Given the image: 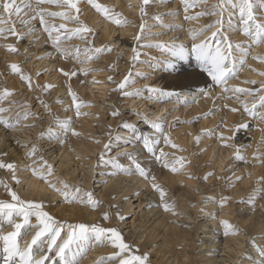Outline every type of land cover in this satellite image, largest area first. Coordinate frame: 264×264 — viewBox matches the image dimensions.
Returning <instances> with one entry per match:
<instances>
[{
  "label": "snow or ice",
  "instance_id": "obj_1",
  "mask_svg": "<svg viewBox=\"0 0 264 264\" xmlns=\"http://www.w3.org/2000/svg\"><path fill=\"white\" fill-rule=\"evenodd\" d=\"M81 0H35V5L32 0H3L0 5V39H7L9 36L15 37L16 43H9L3 45L6 53L9 55H19L20 49L19 43L25 38L33 37L34 39L29 41V47L39 40L37 32H43L47 34V40L45 43L50 44L52 48L58 53L59 58L63 60H73L80 65H84L93 59H99V57L105 53H111L114 50V41L101 44L99 47L95 46L94 38L98 35L95 27H90L86 22L80 19L82 15V9L79 7ZM87 4L95 10L104 20L116 25L117 27H125L131 24L127 18L123 17L121 13L114 11L108 6H104L97 2V0H86ZM157 0H139L136 5L129 4V7H136L139 10L140 24L139 31L133 36L132 55L130 57V63L127 74L123 76L118 82L114 80L113 75L107 76L108 83H114L115 87L110 89V92H116L119 96L126 99H143L156 103L165 102V97H171L174 93L166 92L165 90L157 87H152L145 84L141 88H136V77L141 79H148L147 73L133 72L134 67L140 61L141 51L144 48H156L162 53L166 52L169 56L185 59L186 56L191 55L197 61V64L203 73H206L210 78L211 83L209 89L220 88V92L215 97L210 95L209 91L201 90V95L213 99L214 105L218 100L229 101L235 99L242 107V113L247 115L252 120L256 121V129L261 133V139L258 142L257 148L253 151L252 158L247 159L244 153L250 145H237L235 144V138L240 130H248L250 124L247 121L237 122L229 129L231 135H225L221 128H227V121L221 119L215 128L201 129L200 133L193 134L191 132L188 135L193 137L194 146L198 147L201 138L204 136L215 137L221 147L235 149L232 158L235 161L243 162L245 164H253L254 161H258L260 164H264V111L258 109H264V82H258L256 80H246L245 84L256 85L260 84L259 88L252 87H229L228 82L232 79L238 78V73L247 65V58L251 53L253 46L264 44V22H261L255 15V0H216L211 6H207V0H180L183 5L184 20L193 21L199 20L201 17H215L210 20L209 23L198 29H189L188 35L193 41L191 48L188 49L184 44H176L175 41L163 42V43H142L148 37L163 35V33H153L148 31L150 27L156 25H148L145 18L148 16L147 8L156 3ZM160 3H165L166 0H159ZM54 5L61 11H49L43 5ZM201 4H204L200 11L194 14H189L190 10L197 8ZM261 8H264V0H261ZM23 12V16L21 13ZM29 13L34 15L29 16ZM5 14L7 19H5ZM165 15H176V13L168 12ZM16 16L19 19L21 25L27 28V31L18 30L15 26L16 22L12 20V17ZM28 17V18H25ZM59 18L63 21L60 24H56L54 21ZM153 20L160 22V27H169L170 30H175L181 26L164 25L162 23V16L155 15L151 17ZM237 19V25H234L233 20ZM38 20L39 27H30L34 22ZM75 24L77 27L69 28L68 24ZM11 24V27H4V25ZM214 29V30H213ZM239 31L245 40L233 43L230 39L229 32ZM206 32L210 35L204 36ZM204 36V39H200ZM79 39L84 41L85 47L83 49L77 47L74 51L70 47H64L65 41L72 39ZM198 41V42H197ZM85 54L84 59H80V54ZM27 53V48H25ZM147 55V53H143ZM45 58H52V53H48L47 57L37 56V60ZM28 57L25 56V63ZM154 59V58H153ZM252 59L258 60L260 63H264V56L256 57ZM250 67V66H249ZM11 74L19 77L20 81L27 86L29 90H38L41 95L49 93L57 86L52 83H44L43 85L36 84L35 79L39 78L43 73L37 71L33 74H26L23 67L18 63H9L7 65ZM110 72L115 71L116 66L109 64L107 66ZM153 70L154 66H153ZM47 71V70H45ZM53 71L59 72L66 78L67 94L71 98V105L69 109L65 111L74 110V116L76 119L90 115L88 112H82L81 109L86 107H92L90 102L81 100L76 92L73 91L71 81L73 77L79 75L87 76L91 72H96L98 69L85 68L81 66L75 70H65L64 68H54ZM251 71L257 72L255 68H251ZM257 74L264 77V71H259ZM105 81L96 80L93 77L91 83L101 84ZM81 84L85 81H80ZM15 89H9L6 86L0 90V105L5 101L9 102V105L18 103L17 101H11L9 98L15 93ZM22 94V92L20 93ZM251 97V106H249L248 100H242L241 97ZM38 103L43 107L44 112L52 117V122L56 123L63 132V137L56 136L51 127L47 130V136L49 141L56 140L60 146H63L66 142L67 136L71 133L72 136L77 138L83 137V133L77 131L72 125L74 123L73 118L69 117L64 120H58L52 113V110L47 102L40 96L37 98ZM61 101H57L60 103ZM184 100L181 103H188ZM24 111L17 112L14 118L6 117L3 114L11 112V107L0 106V126H3L6 130L17 129L21 120H42V116L39 113L32 112L31 106L26 102L21 105ZM113 110L109 113L111 117L121 118L122 114L118 108L114 105ZM241 107H231L229 103H224L218 108L209 110L204 113V118L211 115H215L217 111L223 115V110L227 109L232 113L241 111ZM134 114L141 119L143 124L152 129L155 135H147L138 132L136 126L127 121H122L120 127L128 130V135L121 136L114 134V130L111 125H107V131L104 133L107 136V142L103 143L99 149L95 163L91 166V170L95 175L97 168L107 167L108 172L105 173L106 179L102 181L104 186H108V179L116 181L112 185L111 197L113 203L106 204L104 200L95 195L93 190L82 189L79 185H71L62 179L53 180L52 177L56 175L55 161L49 162L48 159L40 153V150L35 144H21L19 140L16 141V145L20 148L26 149L24 153L25 159L31 160V164H25L23 169H20L16 162H4L0 160V169H5L11 173V178L14 183L19 184L20 180L17 177V172L25 171L31 172V175L37 180L43 181L47 187L55 191L58 195H61L64 202L68 204H80L84 207L91 209L97 213L99 222H80V223H64L55 220L47 211L44 210L43 201L23 200L13 191L8 184H4L5 191L10 197V200H0V216L6 218L7 224L10 228L9 231L3 232L0 230V251H2L3 264H80V259L87 254V252L93 247H109L111 252L106 257H100L96 264H151L149 254L144 252L140 255L131 254V244L126 241L123 234V229L120 226L125 223L130 213L121 207L124 202L129 201L128 195H120L118 189L127 185H131L134 179L142 181L146 187L151 188L155 193L159 194L160 204L164 212L171 215H179L175 211V204L167 199V193L164 187L158 183L156 175L150 173L147 170L139 156L143 153H147L162 169H166L172 174H183L188 179H203L205 182L214 175L213 172H207L202 178L196 177L192 174L190 169L192 167V156L199 158V153L193 152L189 155H177V153H186L187 149L181 147L176 143L172 136L171 130L180 123H192V121H180L178 117L172 121H167L166 115L157 116L154 119H150L148 113H142L134 110ZM98 118V115H97ZM168 125V131H165V124ZM36 123L25 124V128L36 127ZM46 133L42 131L37 139H43ZM89 139L95 144H101V140L97 137L89 135ZM163 144L165 147H169L175 151L166 152L164 147H159ZM141 145V149L138 152L136 146ZM132 146V151L119 150L115 151V155L111 153L114 149L126 148ZM55 149H53L54 151ZM206 149H200V152H204ZM0 155L6 156V152H0ZM121 157L126 158L128 163L125 165L121 163ZM77 160H81L80 156L76 157ZM254 166V164H253ZM222 177H217L221 179ZM223 179L232 182L231 177H223ZM242 176H235V181L242 180ZM258 185L247 196L246 201L241 199L236 201L237 203H247L248 207L255 210L256 201L264 197V176L259 177L256 180ZM133 195L137 198L140 197L141 191L136 188L133 191ZM232 197L221 194L217 200L215 197H202L201 204H213L217 205L220 209H223L232 201ZM134 207V205H133ZM151 207V205H148ZM201 212L204 208L200 209ZM209 216L215 220L217 219L214 213H209ZM35 218V223L32 219ZM220 225L223 227V235L237 236L240 235V229L230 223L226 219L219 220ZM30 229H35L34 234L30 240H25L23 247L21 241L24 240L25 235ZM254 243V241H253ZM256 251L258 252L261 260L259 264H264V247L256 245ZM54 253V255H51Z\"/></svg>",
  "mask_w": 264,
  "mask_h": 264
},
{
  "label": "rangeland",
  "instance_id": "obj_2",
  "mask_svg": "<svg viewBox=\"0 0 264 264\" xmlns=\"http://www.w3.org/2000/svg\"><path fill=\"white\" fill-rule=\"evenodd\" d=\"M17 2H19V0H17ZM25 2H28V0H25ZM97 2L104 5V6H108V7L112 8L114 11L121 13L123 17H125L129 21H131L132 23L129 24L128 26L132 28L133 32H131L130 34H126V33L121 34L119 31L123 27H117L116 25L107 21V23H109V25H111L112 28L115 30H114V32L111 33L110 37L103 39V37H102L103 26L102 25H103V22L106 20H104L103 17H101L98 13H96L95 10L92 9L87 4L86 0H81V2L79 4V7L82 9V15L80 16V19L82 21L86 22L90 27L94 26L96 31L98 32V35L94 38L95 46L99 47L101 44H105V43H109V42L114 41L115 42L114 43V50L111 53H105V54L101 55L99 57V59H93L92 61L87 62L84 65H80L79 63H76L73 60H68L71 67L69 68V66H68V68L65 70H70V69L75 70V69H79L81 66H83L85 68L98 69V71L91 72L87 76H84L81 74L78 77H73L71 81H68V83H71L73 91L76 92V94L78 95V97L81 100H83L85 102H90L93 105L92 107H86V108L81 109L82 112L92 113V112H95V110H96L97 112L100 113L99 115L102 118L101 119V123H102L101 126L103 127V129L100 127L94 128V130H96L95 134H98L99 139H102L105 136L104 133L107 131V125H110V122L113 123L115 120L117 121V122L115 121L116 126H119L122 121H127L131 124H134L136 126L138 132H140V133L146 134L149 132H153L152 129H150L147 125L143 124V122L141 121L140 118L137 117V119L133 122L130 120L132 119V115L134 114V110L140 111L142 113H145L147 111L146 113H148L149 118L154 119L155 117H157V115H155V112H156L155 107L157 104L159 105L160 103H156V102L149 101V100H143V99H139V100L133 99L136 101L138 100V102H137V104H134L132 106L130 104L125 103L126 98L119 96L116 92H110V90H109L107 95L103 96V95H101L100 90L97 88L99 85H97V87H95L94 84H91L90 78H89V76L91 74H96V75H98V77H105V80L107 82V76L113 75L114 80L118 82L119 80H121L123 78V76L125 74H127L128 68H129V63H130V57L132 55L131 49H132V46L134 43L132 38L137 33V31H139V24H140V15H139L138 8H136V7L130 8L129 4L136 5L139 2V0H118L117 1L118 4L114 3L110 0H97ZM174 2L176 3V5L174 6L175 9H173V6H172V3H174ZM215 2H216V0H207V6H211ZM257 2L261 3V0H257ZM2 3H3V0H0V5H2ZM32 3L35 5V0H32ZM43 7L47 8L49 11H57L58 12V11L62 10V9H60L54 5L50 6V5L45 4V6L43 5ZM203 7H205V5L201 4L197 8L190 10L189 14H194L195 12L200 11ZM263 9L264 8L255 12V15L257 14L256 16L259 15L258 17H259V20L261 22H264V19L261 17L262 15L264 16V10ZM147 12H148V16L145 18L146 23L148 25H156L155 27H150L148 29V31L153 32V33H163V35L148 37L142 43H163V42H171L174 40L176 44H184L187 48L191 47L190 45L193 42L188 35L189 29H193V30L198 29V28L204 26L205 24L209 23L210 20L215 19V17H211V18L210 17H201L199 20L185 21L184 20L183 5L180 3V0H166L165 3H160L159 0H157L156 3L151 5V7L147 8ZM168 12L176 13V15H165V13H168ZM23 15L24 14L22 12L21 16H23ZM31 15H34V13H29V16H31ZM155 15H161L162 16V23L166 26L171 25V26H181V27H178L175 30H170L169 27H160L159 26L160 22H157L151 18ZM25 18H28V17H25ZM5 19H7L6 14H5ZM12 20L16 22L15 26L17 27L18 30L27 31V28L20 24L19 19L16 16H13ZM50 22H54L58 25V24L62 23L63 21H61L59 18H56L54 21H50ZM233 23H234V25H237V19L236 18H234ZM29 26L30 27L34 26V27L38 28L39 27L38 20L36 22H34L33 25H29ZM4 27H6V28L11 27V24L4 25ZM68 27L69 28L77 27V25L70 23V24H68ZM233 34H234V32H231V31L229 32L230 39L233 43L243 41V39H239V38H237V36H234ZM237 34L239 35V37L242 35L240 32ZM36 35L39 36V40H37L35 43H33L30 47H29V41L34 39L33 37L25 38L22 42L19 43V45H18V47L20 49L19 55H9L6 53L5 49L2 47L3 45L9 44V43L15 44L16 43L15 37L9 36L7 39H0V54L2 53V55H6L8 57V59H7L8 61H6V62H8V63L15 62V63L20 64L23 67L26 74H33L34 75L37 71H41L43 74L39 78L35 79L36 84L43 85L46 82H48V83L50 82L52 84L59 85L63 90L61 91L60 94L58 93L57 96L49 99V97L52 96L51 94L44 93L41 95V93L38 90H36V91L29 90L27 88V86L24 85L23 82H21V81H20L21 86L19 85V86L10 87L8 85L9 82L7 81V79L5 78L3 80V77H2L3 72H6L5 73L6 77H8V75H10V73L8 72L9 69L6 66L0 68V83H2V85L0 84V90H2L5 86L9 89H15L16 90L15 93L9 98V100L18 102L16 104L9 105V102L5 101L2 105H0V106L4 105L3 107H6V108L11 107V109H12L11 112H6L3 115L6 117L14 118L16 116L17 112L22 113L24 111V109H23V107H21V105H23L26 102L27 104H29L31 106L30 110L32 112L39 113L43 117L42 120H36V121L33 119L21 120L20 123H22V124H20L18 126V128L15 129L14 132H12L11 130H6L3 128V126H0V127H2L1 131L4 132V135H5L4 138L6 140L4 142V145L0 148V150H1L0 152H6L7 151L6 152L7 155L6 156L0 155V158L1 159H7V157L10 155V153L13 151V148L15 147L16 149L17 148L18 149L14 153H16L18 155L22 154V157H21L22 161L25 160L26 161L25 164H27V163L29 164V162L31 160L25 159L24 154H23V153H25L26 149L20 148L16 145V141L19 140L21 144H25V143L29 144V145L35 144L36 147L40 150V153L43 154L44 156L48 157L49 159L52 158L53 156H55L56 157L55 158V170H56L58 167V161H59L57 154L60 153L59 151H61V150L58 151V149L56 147L60 146V145L58 143H56L57 142L56 140H52L51 141L52 144L50 143L48 145H44L45 138L40 140V139H37V137L42 131L47 133V130L49 129V127H51L53 133H56L55 135H59L58 137H63V132L58 127V125L56 123L52 122V117L48 116V114H46L44 112L43 107L38 103L36 98L38 96H40L43 100L49 99L48 100L49 106L51 105L52 107H54V110L52 111L53 113H57L60 110H62L61 111L62 113L66 112L67 114L64 113V114H66L64 119L72 117L73 121H74L72 126L77 131H79V128L76 127V122H75L76 119L74 117V110L65 111V109H69V107L71 105V98L67 94V87H66V80H65L66 78L63 77L59 72L53 71L54 68L62 67L61 63H59L60 61H66V60L60 59L59 55H58V53H56L55 49L52 48L50 46V44L45 43V41L47 40V34H45L43 32H37ZM206 35H210V33L206 32L204 34V36H206ZM204 36H201L200 39H204ZM62 46L70 47L74 51L77 47L83 49L85 47V43L82 40L74 38L72 40L65 41L64 45H62ZM25 48H27V53H25ZM140 51L142 53L140 56V61H144V63L138 62L133 69L134 73L135 72H142V73H147L148 76L153 75V77H155V72L157 71L156 69H159V70L165 69L167 62L172 61V59H174L173 57L169 56L166 52L162 53L159 49H156V48H151V49L144 48V49H140ZM48 53H52V58H50V59L45 58L42 60L36 59L37 56L47 57ZM143 53H147V55H144ZM25 56L28 57L26 63H25ZM253 56H256V57L264 56V52H255V51L251 50V53L247 58V61H248V59L253 61V66L255 68H257V72L264 71V68L262 66H260L261 64H264V63H260L258 60L252 59ZM12 57H14L15 59L14 60L11 59ZM84 57H85V54L83 52H81L80 59H84ZM109 64H114L116 66L115 71L110 72L108 70L107 66ZM153 66H154L155 70H152ZM45 70H47V71H45ZM245 71L250 72V74L245 75L244 74ZM257 72L251 71V66L249 67V65L247 63V65L242 70L239 71L238 78L232 79L229 81V82H231L229 87L239 86V87L259 88L260 87L259 83H257L256 85H248V84L244 83V81H246V80H256L258 82H264V77L259 76L257 74ZM201 73H203V72L201 71ZM203 74L205 75L206 79H209L207 74H205V73H203ZM252 75H254V76H252ZM153 79L155 80V78L150 77V79L148 80V83H147L145 81H142L143 79L138 78L136 80V84L134 85V87L141 88L145 84H147V85H150L152 87L161 88V84L158 85L154 82L153 83L151 82V81H153ZM80 81H85V83L81 84ZM62 85H64V86H62ZM109 85H110V89L115 87L114 83H109ZM86 86L90 87V91H91V94L93 96L92 98H90L89 96L88 97L85 96L88 94V91H89V89ZM91 87H95V88H91ZM21 92H22V94H20ZM166 92L174 93L171 97H165L164 98L165 102H163V103H167V104H169L168 106H170L168 108V110L165 109L162 111L163 115H165V114L167 115L166 116L167 121H172L174 118L178 117V116H176L173 118L172 112H171L172 109H174L173 105L175 103L176 104L178 103L180 105L179 107L183 108L185 106L188 107V105L195 102L199 98H205L208 102L210 100V98H206V97L202 96L200 93L199 94L201 96L198 94L197 95L198 97H197L195 92L190 93L189 91H186L185 89H181L180 87L177 89H174L173 87L168 88L166 90ZM200 92H201V90H200ZM48 95H50V96L47 97ZM261 95H264V93H261ZM212 96L215 97V95H212ZM241 99L242 100H248L249 106H251V97L242 96ZM58 100L61 102L57 103ZM184 100H187L189 102L188 103H181V101H184ZM223 101L224 100H218L216 102V104L214 105L213 99H212L211 104H209L202 112L194 113V114L189 113V114L179 115L178 118L180 119V121H192V123H180L178 125L183 124V125L195 126V125H197V121H201V120L205 119L203 114L209 112V110H212L214 108H218L220 105H222L224 103H229V105H231V102L239 104L235 99H232L229 101H224V103H223ZM146 104H148L147 107H146ZM113 105L120 110V112L122 114L121 118H115L114 119L113 117L110 116L109 113L113 110V107H112ZM51 106H50V108H51ZM258 110L264 111V109H258ZM54 116L56 117V114ZM82 117H84V116H82ZM47 118H49V119H47ZM207 118H210V116ZM57 119H59V118H57ZM62 119H60V120H62ZM221 119H224V116L219 114V116L215 119L214 123L207 125L204 128H208V129L215 128ZM243 121H247L250 124V128L248 130H240L237 133L236 138H235V144H237V145H250V147L247 148V151L244 153V155L247 159H251L253 151L257 148L258 142L261 139V133L259 131L257 134L255 133V129H256L255 120H252L247 116H244L243 118L242 117L237 118L236 120L232 121L231 124H228L227 128H221L220 131H223L225 135H231V131L229 130L231 128V126L235 125L237 122H243ZM45 122H46V124H45ZM31 123L37 124V126H36L37 127V133L35 134L34 137H32L33 139L31 138V136L27 137L25 134L22 133V131L27 132L26 131L27 128L25 129L24 125L25 124H31ZM112 123H111V126H112ZM95 124H98V123H95ZM177 126L172 128L171 136L176 143H178L181 147L187 149L186 153H179L178 152L177 155H189V156H191V154L193 152L199 153L198 159L195 156H192V167L190 168L192 174L196 177L202 178L207 172H213L214 173V175L212 177H210L208 179V181H206V182L203 179H193L196 182L195 186L197 187L196 190L194 189V191L196 192L194 203H196L195 205H196L197 215H196V217L194 215L193 216L189 215L190 219H186L185 222H187L189 224L195 220V222H196L195 227H199L208 218L209 213L206 211V207H208V204H201L202 197H205V196L215 197L217 200L219 199L221 194L228 195V196L232 197L233 198L232 201L228 205H226V206L230 207V209L232 210L230 213V218L234 220V223H232V224L235 225L237 228H240L243 232H245L244 241L241 243V249L242 250L238 253H235L238 256L236 255L237 258L234 259L233 263L234 264H259L261 257L259 256L258 252L256 251V239L253 237L254 234L246 231L243 228L242 224H243V222H245L247 220V218L250 215H254V214L258 218L262 217L260 220L263 219V221H264V197H262L256 201L255 210H253L251 207H248L246 202L245 203H237L236 201H240L241 199H244L246 201L249 193H251L253 191V189L258 186L256 184V180L259 177L264 176V164H260L258 161H254L253 162L254 166H253V164H245L243 162L235 161L232 158L235 149L221 147L219 141L215 137L204 136L203 138H201V142H200L198 147L194 146L193 137H191L190 139L187 140V145L183 146V144L181 143V140H178L175 137L176 136L175 130L177 129ZM120 128L123 130H126L120 126L115 127L114 134L117 133V131ZM204 128H202V129H204ZM58 129H60V130H58ZM165 131H166V127H165ZM256 131H257V129H256ZM124 132L126 133V135H128V130L124 131ZM194 134H197V133H194ZM69 137H75V136H72L71 133H69L66 141H68ZM106 138H107V136H105L103 138V143L107 142ZM39 141H41V142H39ZM207 142L210 143V146L214 147V154L212 157H209V158L206 157L207 156L205 154L206 150L204 152H200V149H207V147H208V146H206ZM5 146H7L6 149L4 148ZM141 147L142 146L139 144L136 146L138 152L140 151ZM53 149H55V150L53 151ZM130 149H132L131 145L127 146L126 148L122 147L121 149H114V151L111 154L115 155V151H119V150L129 151ZM17 151H18V153H17ZM164 151L171 153L175 150H173L169 147H166L164 149ZM262 151H264V149H262ZM219 153H221L223 155V161L221 164L217 163V161L220 158ZM139 159L141 160V162L144 160H151L153 163L156 164V167H158V169H162L159 164H157L151 157H149L147 155V153H143L142 155H140ZM121 163H128V161L125 160V161H122ZM17 164L20 165V163H17ZM24 166H21V167L24 168ZM97 171L104 173V171H109V169L107 167H101V168H97L96 172ZM55 172L57 175L58 170H56ZM173 175L177 176V177L185 176L182 173L181 174H173ZM235 176H242L243 177L242 180H248V183L245 186L246 189L237 195L234 194V189L238 187L240 190L242 180L235 181ZM59 177L60 176H57L55 179H57ZM94 177H95V175H94ZM217 177H222V178L217 179ZM223 177H231L232 182L230 183L228 180L223 179ZM100 178H101V176H100ZM105 178H106V175H105ZM59 179H62L71 185L82 186L83 187L82 189H85V190H93L95 192V195L97 197H99L100 199L104 200L106 204L114 202L111 199L112 195L108 196V195L104 194V196H103L100 193V190H102V187H103V183L102 182H95L96 180L99 179V175H96V177L91 180L90 186H86L85 183H83L82 181H70V180H68L69 178L67 179V177H66V179L65 178H59ZM211 182L212 183L215 182L216 185L219 184L220 188L216 187V190H214V189L211 190V185H210ZM158 183L161 184V180H158ZM4 184L5 183H3V184L0 183V187H2L5 190ZM8 185L12 188L13 191H19V190H22L23 188H25V185H24L21 187V189H18L19 186L16 183H14V181H12L11 183H8ZM176 185L179 186L180 183L177 182ZM261 186H264V185H261ZM140 189H141L140 190L141 191L140 196H141L142 201L140 202V199L137 198L136 196L129 197V200L132 202V204H131L130 208L127 209V211L130 213V215H129L128 219L126 220V222L122 223L120 225L123 229V234L126 238V241L129 244L134 239L133 235L131 234L132 230L136 231V232H139V231H145L146 232L147 231V229L144 230L143 227L141 228V226H139L140 225L139 222H141L145 218L144 215H146L147 205L150 203L151 199H146V197H145L146 193L144 192V189L143 188H140ZM150 191H152L151 188H150ZM53 192H55V191H53ZM130 193H132V191ZM153 194L155 195V198L160 203L159 194L155 193V192H153ZM56 195H58V194H56ZM176 197H177L176 193H171V194L167 193V199L171 202H174L175 211L177 213H179L178 216L180 218H178V219L179 220L185 219V217L188 214L183 215L184 211H182V208L178 207V204L176 202L177 201ZM54 200L60 204H62V202L64 201L62 199L61 195H58L56 198L52 199V201H54ZM133 205H134V207H133ZM159 207L161 208V204ZM201 208H204L203 212L200 211ZM190 209L191 208H187V211H189ZM147 216L150 217L151 214H147ZM178 216L175 215V217H178ZM55 220H57V219H55ZM131 220H134L135 228H131L129 226L131 223ZM146 221H148L146 224L147 226L152 225V224H150L151 222H150L149 218H146ZM81 222H83V221H81ZM6 227H4V229ZM198 232H199V235L196 236V238H195L194 246H191V248L190 247L186 248L187 250L192 249L194 252H200L205 248L206 245H208L210 243L209 239H213V241H216L217 243H220V241H221V243H223L225 241V238H226L223 235L222 229L219 228L218 225H214L211 222H209V223L207 222V226L205 228H199ZM126 234H128V235H126ZM158 236L153 241V242H155V244L150 245L149 247H147L142 252V254L144 252H147L148 254H150L149 257H150L151 261H153L156 258V255H154L152 250H155L154 247L155 248L157 247V243L159 242L160 235H158ZM203 238L208 239V240L203 242V240H202ZM139 241H142V238ZM253 241H254V243H253ZM200 243H203V245L199 246ZM196 245H198V246H196ZM223 247L224 246H220L218 248H212V249L213 250L216 249L214 251L217 254H219V255L222 254L225 257V256H227V254H225L224 252H219L220 248H223ZM132 249H134L133 246H132ZM90 250L87 252V254L85 256H83L82 259H80V262L82 260H84L87 256L90 255ZM109 254L110 253H108L107 255H109ZM51 255H54V253H52ZM134 255H137V254H134ZM98 257H101V256H98ZM217 260L220 261L218 258H217ZM227 261H230V260L228 259ZM217 264H219V263H217Z\"/></svg>",
  "mask_w": 264,
  "mask_h": 264
},
{
  "label": "bare ground",
  "instance_id": "obj_3",
  "mask_svg": "<svg viewBox=\"0 0 264 264\" xmlns=\"http://www.w3.org/2000/svg\"><path fill=\"white\" fill-rule=\"evenodd\" d=\"M110 1L117 3L118 0H110ZM260 4L261 3L257 2V0H255V12L262 9L260 7ZM175 5H176L175 2L172 3L173 9H175L174 8ZM261 17L264 19L263 15ZM102 26H103L102 37H103V39H106V38L110 37L111 33L114 32L115 29H113L112 26L109 25V23H107V21H104ZM119 32L121 34H123V33L130 34L131 32H133V30L131 27L126 26V27L121 28V30ZM237 33H239V31L234 32L233 35L237 36V38H239V39H243V40L246 39V37H244L243 35H241L239 37V35ZM253 47L254 48L252 50L255 52H264V44L253 46ZM190 48L191 47H188V49H190ZM173 58L174 59H172V61L167 62L165 69H163V70L162 69H160V70L156 69L157 71L155 72V77H153V75L148 76L149 77L148 79H143L142 81H145L148 83V80L150 79V77L155 78V80L153 79V81H151V82L152 83L154 82L158 85L161 84V88L165 91L171 87H173L174 89H177L180 87L181 89H185L186 91H189L190 93L195 92L196 96L199 93H201L200 90L209 91L211 96L212 95L216 96V94L220 92V88L209 89L208 86L211 83V80H210V78L206 79L205 75L203 73H201V69L199 68L197 61L195 60L194 57H192L191 55H188V56H186L185 59H182V60L179 58H175V57H173ZM7 59H8V57L6 55H2V53L0 54V68L5 67V66L7 67V65L9 64L8 62H6V61H8ZM11 59L14 60L15 58L12 57ZM59 63H61V66L64 69H67L68 66H69V68L71 67L68 60L67 61H60ZM247 63L249 66H251V68H255L253 66L252 60L248 59ZM260 66H262L264 68V64H261ZM255 69L257 70V68H255ZM8 72L10 73V71H8ZM5 73L6 72L2 73L3 74L2 75L3 80L6 78L7 81L9 82L8 85L10 87L19 86V85L21 86L20 79L18 76L10 73V75H8V77H6ZM244 74L245 75L250 74V72L245 71ZM254 75H252V76H254ZM93 77H95L96 80L105 81L104 83L94 84V85H95V87H97V85H99L97 88L100 90L101 95H103V96L107 95L109 90H110V85H109V83L106 82L105 77H98V75H96V74H91L89 76L90 82L92 81ZM138 78L139 77H136V80ZM230 83L231 82H228V86H230ZM0 84L2 85V83H0ZM91 84H93V83H91ZM56 86L57 87L54 90H51V92H50V94L52 96L51 97H49L50 95L47 96V97H49V99L57 96V94L58 93L60 94L61 91L63 90L59 85H56ZM62 86H64V85H62ZM86 87L89 89V91H88L87 95H85L86 93L84 95L86 97L89 96L90 98H92L93 96L91 94L90 87L89 86H86ZM95 87H91V88H95ZM260 95H261V93H260ZM49 99H46L45 102L48 103ZM138 100L136 101L133 99H125V103L133 106L134 104H137ZM211 102H212V99H210L208 102L205 98H199L195 102L188 105V107L185 106L183 108H180L179 107L180 105L178 103L177 104L175 103L173 105L174 109H172V111H171L172 116L174 118L176 116L179 117V115H183V114H189V113L194 114V113L202 112L209 104H211ZM223 103H224V101H223ZM147 105L148 104H146V107H147ZM168 105L169 104H167V103H160L159 105L157 104L155 107V111H156L155 115H157V116L163 115L162 111L165 109L168 110V108L170 107ZM230 106L231 107H241L239 104L233 103V102H231ZM51 110L53 111L54 107L51 106ZM61 111L62 110H60L57 113L52 112L53 115L56 114V118H59L58 120H60L62 118H63L62 120H64L65 115L67 114L66 112H64L66 114L62 113ZM241 113H242V107H241V111H238L236 113H232L229 110L225 109V110H223L224 120L227 121V124H231L232 121L236 120L237 118H241V117L243 118L244 116H247L246 114H244L242 116ZM99 114L100 113L95 110V112L90 113V115L88 117H81L79 119L75 118L76 120L74 119L76 122V127L79 128V132H82L84 135L81 138L69 137L68 141H66L63 146H57L56 147L58 149V151L59 150H61V151H59L60 153L57 154L59 161H58V167L56 170H58V174L55 175L54 177H52L53 180H55V178L57 176H60L59 178H65V179L67 177V179L69 178L68 180H70V181H82L83 183H85L86 186H90L91 180L93 178H95L96 175H99V179L96 180L95 182H102L104 180L105 173L108 171H104V173L97 171L95 173V177H94V174L91 170V166L95 163L96 155H97L99 149L102 147L103 138L105 137L104 136L102 139H100L101 144H99V145L93 143L92 140L89 139V135L98 138V134H95L96 130H94V128L100 127L103 129V127L101 126V124H102L101 119L102 118L100 117ZM219 114H221V112L218 111L215 113V115L210 116V118H205L201 121H197V125H195V126L183 125V124L178 125L177 129L175 130L176 131L175 137L178 140H181V143L183 144V146H186L187 140L192 137V136L188 135L189 132H191L193 134L194 133H197V134L200 133L202 128L206 127L207 125L214 123L215 119L219 116ZM97 115H98V118H97ZM47 119H49V118H47ZM136 119H137V116L135 114H133L132 119L130 121L133 122ZM115 121L113 123L109 121L110 125L112 123V129L113 130H115V127H119V126H116ZM95 123H98V124H95ZM20 124H22V123H20ZM45 124H46V122H45ZM165 127H166V131H167L168 130L167 123L165 124ZM1 128L2 127H0V148L4 145V142L6 141L4 138V136H5L4 132L1 131ZM58 130H60V129H58ZM11 131L14 132L15 129H12ZM26 131L27 132L22 131V133L25 134L27 137L31 136V138H32L37 133V127L27 128ZM124 131H127V130H123L120 128L117 131V133H115V134L125 136L126 133ZM255 133L257 134L258 130L256 131V129H255ZM54 134H56V133H54ZM146 134L150 135V136L155 135L154 131L146 133ZM56 136H59V135H56ZM44 138H45L44 145H48L51 143V141H49V139H48L47 133H46ZM40 140H42V139H40ZM39 142H41V141H39ZM56 143H58V142H56ZM160 146L164 147V149L166 148L165 146H163L162 143ZM206 146H208L206 149V153H205L207 155L206 157L207 158L212 157L214 154V147L210 146L209 142H207ZM4 148L6 149L7 146H5ZM17 149L14 147L13 151L10 153V155L7 157V159H1L0 158V160H3L6 163L7 162H16V163H20L21 166H24L26 161L25 160L22 161V159H21L22 154L18 155L16 153H14V152H16ZM130 150L132 151V149H130ZM17 153H18V151H17ZM77 156H80L82 159L77 160V158H76ZM219 156H220V158L217 161V163L221 164L223 161V155L221 153H219ZM44 157L46 159H48L49 162L55 161V158H56L55 156H53L50 159L46 156H44ZM125 160H126V158L121 157V162L125 161ZM150 161L151 160L142 161L143 166L147 170H149L151 174L156 175L158 180H161V185L166 190V193H168V194L176 193V195H177V197H176L177 201L176 202L178 204V207L182 208V211H184L183 215H185V214H188V215L185 217V219L179 220L178 218H180V217L178 215H176L178 217H175L174 215H171L170 213L164 212L162 207L161 208L159 207L160 203L155 198L153 191H150V186L146 187L145 184L138 179H134L132 181L131 185L126 184L125 186L119 188L118 192L120 195H128L129 197L135 196V195H133V191L136 188H139V189L143 188L144 192L146 193L145 194L146 199H151L150 203L148 204V205H151V207H148V205H147L146 215H144L145 218L141 222H139L140 223L139 226H141V228L143 227L144 230L147 229V231L146 232L145 231L136 232L133 230L131 231V234L134 237L133 241L130 243L131 246H133V248H134V249L131 248V254H137V255L142 254L143 250H145L150 245L155 244V242H153L154 239L158 235H160L159 242L157 243V247L156 248L154 247L155 250H152L154 255H156V258L153 260L156 264H217V263H219V264H234L233 261L238 256L235 253H238L242 250L241 249V243L244 241V236H245V232H243L240 228H238V229H240V233H241L240 235L228 236L225 238V241L223 243H221V241H220V243H217L216 241H213V239H209L210 243L208 245H206L205 248L200 252H194L192 249L191 250L186 249L188 247L191 248V246H194L195 238H196V236L199 235L198 229L199 228H205L207 226V222L208 223L211 222L214 225H218V227L221 228L222 231H224V229L219 223L220 219H226L230 223H234V220L230 218V213L232 211L230 209V207L225 206L223 209H220L217 205L208 204V207H206V211L208 213H210V212L214 213L216 215L217 219L213 220L210 216H208V218L199 227H195L196 226L195 220L188 224L187 222H185V220L190 219L189 215L190 216L194 215L195 217L197 215L196 205H195L196 203H194L195 196H196V192L194 191V189L195 190L197 189V187L195 186L196 182L193 179H191V180L188 179L186 176H180V177L174 176L172 173L168 172L166 169H158V167H156V164L153 163L152 161L151 162ZM31 163H32V161L29 162V164H31ZM123 164L126 165L127 163H123ZM20 165H18V167L20 169L21 168L23 169V167H21ZM188 170L191 171L190 169H188ZM100 176L102 179L100 178ZM17 177L20 180V183L17 184L19 186L18 189H21V187L25 185V188H23L22 190L16 191L17 194L21 197V199L43 201L44 210L47 211L54 219H57L58 222L79 223V222L83 221V222H86L89 224L92 222H99L97 213L92 211L91 209H89L87 207H84L83 205L68 204V203H65L64 201L62 202V204H60V203L56 202L55 200L52 201L53 198H56L58 196V195H56L57 193H55V192H53V190L49 189L47 187V185L44 184L43 181L37 180L35 177H33L31 175L30 171L29 172L19 171V172H17ZM12 181L13 180L11 178V173H9L5 169H0V183H2V184L7 183L8 184V183H11ZM177 182L180 183L179 186L176 185ZM115 183H116V181H114L112 179H108V186L106 187L103 185L102 190H100V193L103 196H104V194H106L108 196L113 195L114 193L112 192L111 189H112V185ZM247 183H248V180H242L240 190L238 187L235 188L234 194L237 195V194L243 192V190L246 189L245 186ZM210 185H211V190L212 189L216 190V187L220 188L219 184L216 185L215 182H213V183L211 182ZM80 187L83 188L82 186H80ZM131 191H132V193H130ZM139 199L141 202L142 201L141 196L139 197ZM0 200H10V197L7 195L6 191L2 187H0ZM131 204H132V202L129 200L127 202H124L121 205V207L127 210L130 208ZM187 208H191V209L189 211H187ZM147 214H151V216L149 217V216H147ZM146 218H149V220L151 222L150 224H152L151 226L146 225L148 222V221H146ZM261 218L256 217L255 214L250 215L247 218V220L245 222H243L242 226L246 231L254 234L253 237L256 239V245L264 247V221H263V219L260 220ZM32 222L35 223V218L32 219ZM129 226L131 228H135L134 220H131V223ZM4 227H6V228L4 229ZM0 230H2L3 232H7L10 230V228L7 224L6 218L3 216H0ZM34 232H35V229H30L28 231V233L24 237V240L21 241L22 247L24 245V241L30 240L31 236L34 234ZM126 235H128V234H126ZM141 238H142V241H139ZM202 240L204 242L208 239L203 238ZM202 245H203V243L199 244V246H202ZM196 246H198V245H196ZM220 246H224V247L220 248L219 252H224L225 254H227V256L224 257L222 254L219 255L214 251L216 249H214V250L212 249V248H218ZM110 252H111V249L109 247H95V246H93L92 249L90 250V255L87 256L84 260H82L80 262V264H96V262L100 259V257H98V256L106 257L107 254ZM2 255H3L2 251H0V264H3ZM149 256H150V254H149ZM217 258L220 261H218ZM227 258L230 261H227L228 260ZM153 261H151V264H155Z\"/></svg>",
  "mask_w": 264,
  "mask_h": 264
}]
</instances>
